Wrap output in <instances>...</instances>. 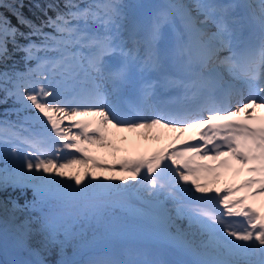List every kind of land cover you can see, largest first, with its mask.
I'll list each match as a JSON object with an SVG mask.
<instances>
[{"label":"snow or ice","instance_id":"snow-or-ice-1","mask_svg":"<svg viewBox=\"0 0 264 264\" xmlns=\"http://www.w3.org/2000/svg\"><path fill=\"white\" fill-rule=\"evenodd\" d=\"M32 7L0 12V264H264V0Z\"/></svg>","mask_w":264,"mask_h":264},{"label":"trees","instance_id":"trees-1","mask_svg":"<svg viewBox=\"0 0 264 264\" xmlns=\"http://www.w3.org/2000/svg\"><path fill=\"white\" fill-rule=\"evenodd\" d=\"M18 2H19V0H3L4 7L0 8V12H2L4 15H7L13 24H16V18H15V16L12 15L13 10L11 8V5L13 3H18ZM37 2H39L41 5H43L45 2H47V0H23L24 8L22 9V12L28 19H31L34 22L39 23V20L42 19L43 16L38 10H36L35 8L32 7V4L37 3ZM20 30L24 31V32L28 31V29L23 27V26H20ZM20 42L24 43L23 40H21ZM9 48L11 50V45H9ZM20 55H22V54L16 55L17 61H19ZM10 63H11V61H10ZM21 65H22V63L18 64L19 67H21ZM8 106H11V101L9 102ZM8 106H0V110L3 107H8ZM8 195H10L12 199L17 200L21 205L24 204L25 199L30 200L32 198V193L29 191H27V193L25 195L24 193L20 192L19 190L13 191V190L9 189ZM15 215L18 218L16 222L19 223L20 221H23L25 219V217L29 215V213L16 212ZM32 215H35V213H32ZM122 215H123V213L120 210H115L114 215L110 216V217H106V219L117 220L118 217L122 216ZM178 223H179V221H178ZM183 227H185V226H183ZM173 231H174V229H173ZM70 251L71 250L69 249V252ZM44 255H45V259H47L48 261H53L56 258L55 255H47V254H44Z\"/></svg>","mask_w":264,"mask_h":264},{"label":"bare ground","instance_id":"bare-ground-1","mask_svg":"<svg viewBox=\"0 0 264 264\" xmlns=\"http://www.w3.org/2000/svg\"><path fill=\"white\" fill-rule=\"evenodd\" d=\"M192 134V131L188 132L187 136H181V139H187L190 135ZM174 137L175 135L172 134H167V137L165 139H168V136ZM163 139V140H165ZM180 142L176 143L179 145ZM237 179H243V178H237ZM142 241H150L149 239L143 240L142 238H137V237H132V236H127L126 234L123 236V238L119 241V247L121 249L127 248L131 250H139L142 248H150L152 251H157V250H163L166 252H170L171 250L165 249L163 245L157 246L156 244H148V243H141ZM179 258V257H177Z\"/></svg>","mask_w":264,"mask_h":264},{"label":"rangeland","instance_id":"rangeland-1","mask_svg":"<svg viewBox=\"0 0 264 264\" xmlns=\"http://www.w3.org/2000/svg\"><path fill=\"white\" fill-rule=\"evenodd\" d=\"M143 3V2H142ZM144 5V4H143ZM146 5H152L149 1H147L146 2ZM143 10H148L147 8H145V9H143ZM161 141H163V143L162 144H156L157 142H154L152 145H151V147H162V146H164L165 144H167V142H166V140H161ZM160 142V141H159ZM108 161H111L112 162V158L111 157H107L106 158ZM107 175H111V174H113V173H106ZM134 202V201H133ZM132 202V203H133ZM3 215V210L2 209H0V216H2ZM121 221V220H120ZM11 223V222H10ZM179 224H181V226L183 227L185 224H186V222L185 221H179ZM140 225V224H139ZM120 226H123V225H120ZM123 227H125V226H123ZM145 227V229L147 228L146 226H144ZM125 229V231L127 230L126 228H124Z\"/></svg>","mask_w":264,"mask_h":264}]
</instances>
